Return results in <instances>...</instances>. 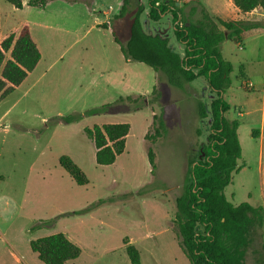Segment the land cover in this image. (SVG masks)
I'll use <instances>...</instances> for the list:
<instances>
[{
  "label": "rangeland",
  "instance_id": "obj_1",
  "mask_svg": "<svg viewBox=\"0 0 264 264\" xmlns=\"http://www.w3.org/2000/svg\"><path fill=\"white\" fill-rule=\"evenodd\" d=\"M22 1L18 10L0 0L1 35L28 23L42 59L0 102V229L11 242L0 237V264L14 262L11 244L28 264H44L30 242L58 233L81 250L79 258L66 264H132L126 239L139 250L140 264H190L173 220L190 161L209 140L210 115L199 116L200 104L209 108L215 97L208 83L197 79L178 90L161 73L124 59L112 30L125 44L138 4L148 9V0H131L119 19L122 0H56L44 9ZM263 17L258 33L244 35L240 43L224 42L223 58L233 67L232 85L224 92L230 105L226 117L240 123L242 149L224 194L234 205L247 202L264 209ZM146 18L145 12L148 29ZM172 43L177 46L174 37ZM103 106L110 107L72 123L63 121ZM161 113L167 133L156 137L152 121ZM111 123L131 125L126 150L113 165L98 166L84 129ZM62 156L82 169L87 185H78L65 171ZM262 234L264 242V223Z\"/></svg>",
  "mask_w": 264,
  "mask_h": 264
},
{
  "label": "trees",
  "instance_id": "obj_2",
  "mask_svg": "<svg viewBox=\"0 0 264 264\" xmlns=\"http://www.w3.org/2000/svg\"><path fill=\"white\" fill-rule=\"evenodd\" d=\"M5 1L15 9H23L22 0ZM52 1L56 0H30L28 5L44 9ZM130 2L121 1L117 19L125 15ZM233 3L243 13L255 9L264 11V0H233ZM147 6L148 9L138 4L125 44L112 30L114 42L124 59L143 63L161 73L167 84L178 90H184L197 79H204L215 95L209 108L203 104L199 106L200 118L207 115L211 118L209 140L202 146L200 156L190 161L182 193L175 200L173 230L179 246L190 264H248V259L252 264H264V209L247 202L234 205L224 194L238 170L242 149L238 138L240 123L226 117L230 105L224 99V92L232 85L233 67L222 55L224 42L240 43L245 32L260 28L261 23L215 21L198 0L190 3L148 0ZM145 12L147 22L172 17L173 33L176 41L184 46L183 55L162 32L145 27L142 20ZM1 27L0 11V102L26 81L42 59L28 23L18 32L4 36ZM108 107L89 110L84 115H71L63 121L72 123L84 116L104 112ZM152 126L156 137L166 135L163 113L153 117ZM130 131L129 123L96 124L84 129V134L94 145L98 166H111L117 161L126 150ZM148 138L147 133L145 140ZM148 158L151 173L156 176L152 148ZM60 164L78 185L89 183L86 174L69 156H62ZM125 244L131 263L140 264L139 250L127 239ZM30 247L44 264H66L81 255L80 248L63 233L32 240Z\"/></svg>",
  "mask_w": 264,
  "mask_h": 264
},
{
  "label": "crops",
  "instance_id": "obj_3",
  "mask_svg": "<svg viewBox=\"0 0 264 264\" xmlns=\"http://www.w3.org/2000/svg\"><path fill=\"white\" fill-rule=\"evenodd\" d=\"M199 1L202 4V6L208 11L210 16L213 19H215V21H217V20L251 21L252 20V22H258L260 15H264V11L261 9H255L252 12L243 13L234 5L233 0H199ZM183 2L187 3L188 1L183 0ZM263 19H264V17H263ZM164 21L170 22V25H168V24L164 25ZM150 23H151L150 21L147 22V24H149L148 30L153 31V32L154 31L155 32H157V31L162 32L164 35H166L169 38L171 44L173 45L172 38L174 37V39H175V36L173 33L172 17L171 16H165L160 22H152L155 24L153 27L150 26ZM160 25H163V26H160ZM259 31H261L260 28L249 30V31L245 32L242 37H244V35H246V34H249L250 32L258 33ZM170 35H172V36L170 37ZM176 43H177V46H174V45L173 46L175 47V49L180 54L183 55L184 54V46L179 44L177 41H176ZM223 49H224V43L222 45V55H223ZM0 237L3 240L9 241V238L7 237L5 232H3L1 229H0ZM11 245H12V248L14 251V252H12V256H13V260H14V262L12 264H28L27 261L25 260V257L21 254L20 251H18L16 249L15 245L14 244H11Z\"/></svg>",
  "mask_w": 264,
  "mask_h": 264
},
{
  "label": "built area",
  "instance_id": "obj_4",
  "mask_svg": "<svg viewBox=\"0 0 264 264\" xmlns=\"http://www.w3.org/2000/svg\"><path fill=\"white\" fill-rule=\"evenodd\" d=\"M176 1H179V0H176Z\"/></svg>",
  "mask_w": 264,
  "mask_h": 264
}]
</instances>
